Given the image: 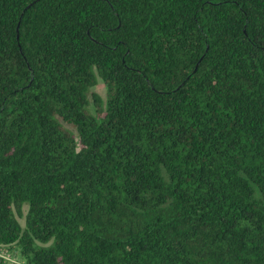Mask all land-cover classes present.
<instances>
[{
    "label": "trees",
    "instance_id": "1",
    "mask_svg": "<svg viewBox=\"0 0 264 264\" xmlns=\"http://www.w3.org/2000/svg\"><path fill=\"white\" fill-rule=\"evenodd\" d=\"M0 244L264 264V0H0Z\"/></svg>",
    "mask_w": 264,
    "mask_h": 264
},
{
    "label": "rangeland",
    "instance_id": "2",
    "mask_svg": "<svg viewBox=\"0 0 264 264\" xmlns=\"http://www.w3.org/2000/svg\"><path fill=\"white\" fill-rule=\"evenodd\" d=\"M91 91H93L96 95H98L102 100H105V96H106V88H105V84L104 82L101 80V78L97 77L96 78V82L95 84L91 87ZM90 96V95H89ZM89 101H90V111L94 112V107H95V103L93 100V97L90 96L89 97ZM68 129H71L72 131H74L73 128H71L68 125H65ZM27 210V205H23L22 206V215H17L18 221L20 222L21 225L24 224V215L26 213ZM11 253H13V255H15L20 261L22 260V257L20 256L19 252L16 250H11Z\"/></svg>",
    "mask_w": 264,
    "mask_h": 264
},
{
    "label": "built area",
    "instance_id": "3",
    "mask_svg": "<svg viewBox=\"0 0 264 264\" xmlns=\"http://www.w3.org/2000/svg\"><path fill=\"white\" fill-rule=\"evenodd\" d=\"M0 259L6 264H23L22 260L20 261L11 253V249H9L8 246L2 244H0Z\"/></svg>",
    "mask_w": 264,
    "mask_h": 264
},
{
    "label": "water",
    "instance_id": "4",
    "mask_svg": "<svg viewBox=\"0 0 264 264\" xmlns=\"http://www.w3.org/2000/svg\"><path fill=\"white\" fill-rule=\"evenodd\" d=\"M21 16H22V14H21Z\"/></svg>",
    "mask_w": 264,
    "mask_h": 264
}]
</instances>
